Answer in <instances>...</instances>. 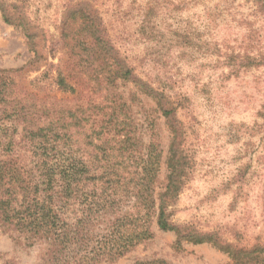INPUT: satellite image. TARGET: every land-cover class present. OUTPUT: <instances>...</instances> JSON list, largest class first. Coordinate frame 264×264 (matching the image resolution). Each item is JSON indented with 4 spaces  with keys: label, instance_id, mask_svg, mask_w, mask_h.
<instances>
[{
    "label": "rangeland",
    "instance_id": "1",
    "mask_svg": "<svg viewBox=\"0 0 264 264\" xmlns=\"http://www.w3.org/2000/svg\"><path fill=\"white\" fill-rule=\"evenodd\" d=\"M70 1H27L33 49L24 31L4 22L0 12V69L12 81V95L27 106L61 109L65 124L76 119L67 131L78 156L117 167L138 161L153 143L158 192L167 174V122L131 82L105 85L91 71L95 60L87 69L74 65L70 46L57 38ZM87 1L134 73L162 90L176 109L185 184L167 202L170 222L211 232L221 244L264 245V64L242 65L247 56L264 61V0ZM55 64L74 91L58 88ZM149 231L124 255L84 264L230 263L212 243L177 244L175 232L160 230L154 218ZM45 248L27 247L0 231V264H43Z\"/></svg>",
    "mask_w": 264,
    "mask_h": 264
},
{
    "label": "trees",
    "instance_id": "2",
    "mask_svg": "<svg viewBox=\"0 0 264 264\" xmlns=\"http://www.w3.org/2000/svg\"><path fill=\"white\" fill-rule=\"evenodd\" d=\"M27 1L0 0V12L4 22L24 31L33 49L36 33L28 28ZM57 38L70 46L66 48L76 59V67L87 69L95 60V67L90 69L105 85H114L117 80L131 82L154 102L170 133L165 183L155 192L159 155L149 154L153 143L145 146L147 153L138 161L118 163L117 167L78 156L73 149L74 136L67 131L76 119L71 116V122L65 124L61 109L44 104L27 106L25 100L12 95V81L0 69V231L27 247L44 244L43 264H84L124 255L149 238V221L154 218L160 230L175 232L177 244L212 243L228 254L229 264H264L263 244L248 248L221 244L211 232L170 222L167 202L185 184V160L179 149L182 132L174 125L176 109L162 90L134 73L109 37L99 11L87 0H71ZM246 59L244 66L264 64L261 58ZM54 67L58 88L74 91L58 70L59 65ZM111 117L109 114L108 120ZM18 122L23 125L17 137L14 131ZM122 139L127 141L129 136Z\"/></svg>",
    "mask_w": 264,
    "mask_h": 264
}]
</instances>
